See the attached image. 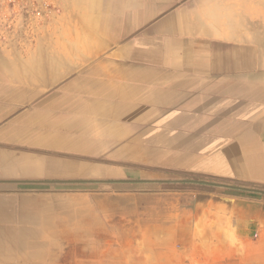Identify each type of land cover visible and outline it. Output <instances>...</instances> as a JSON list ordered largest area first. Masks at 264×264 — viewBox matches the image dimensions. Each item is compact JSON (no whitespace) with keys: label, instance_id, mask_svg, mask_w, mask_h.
<instances>
[{"label":"crops","instance_id":"obj_1","mask_svg":"<svg viewBox=\"0 0 264 264\" xmlns=\"http://www.w3.org/2000/svg\"><path fill=\"white\" fill-rule=\"evenodd\" d=\"M84 1L90 52L64 77L45 70L36 93L65 78L55 89L83 103L60 149L128 161L114 165L141 179L110 188L103 167L14 148L30 122L14 119L13 90L29 88L0 44V264H140L108 247L110 216L130 207L155 210L132 238L168 263L264 264V41L232 0ZM163 168L168 201L137 199ZM92 174L97 188L75 179Z\"/></svg>","mask_w":264,"mask_h":264},{"label":"rangeland","instance_id":"obj_2","mask_svg":"<svg viewBox=\"0 0 264 264\" xmlns=\"http://www.w3.org/2000/svg\"><path fill=\"white\" fill-rule=\"evenodd\" d=\"M231 3L238 13V19L243 18L246 20V23L252 26L257 38L264 41V0H232ZM84 5V0H77V2L73 1L71 10L63 7H60L59 11L55 9L23 46H5L0 41L2 47L10 50L8 55L13 59L11 68L15 79L19 77V83L22 81L23 83L28 82V85H23L29 88L28 93H25V95L20 94V90L16 88L13 90L14 111L17 112L14 115V119L18 121L28 120L30 123L29 127L23 132L18 127L20 124L14 123V126L18 127L13 128V135L17 137V140L13 141L12 146L14 148L22 146L30 151L39 150V152H44L46 159L53 157L65 158L70 155L73 157L72 159H75L72 162L76 163L78 167L86 162H89L93 167H103L108 170V176L103 179L108 181L110 188L136 185V181L141 179L136 175L138 173L136 170L133 171V175H127L124 172H120V166L114 165V163H129L128 161L106 159L102 157L103 154L100 151L88 152L85 146L80 144H78L76 151L60 149L59 146L62 144L60 141L67 137L66 130L70 126L69 123L77 125L75 116H78L79 112L76 109L83 103L82 98H70L67 91L55 89V86L64 82L65 78L56 79L55 81L53 79L48 80L50 85L44 86V90L41 89L40 94L36 93L38 91L37 83L40 82L38 77L45 70H51V72L55 70L57 76L64 77L67 75L65 68L69 66V64L64 62L65 59L69 56L82 59L87 51L90 52L89 42H86L87 39L90 40L91 38L90 32H88L89 37H87L86 16L78 12L83 11ZM59 59L62 62H56ZM84 66V64H77V71L82 70ZM37 123H39L38 128L36 127ZM27 134V140L20 142V137H26ZM41 135L44 137L43 146L42 143L37 142V137L39 136L40 138L42 137ZM62 136L63 138L61 139L60 137ZM122 170L126 171V173L131 171V169L127 168ZM152 178L159 180L156 186H146L144 189L147 191L143 193L142 198L137 197V199H143L147 203L158 201V199L163 202L168 201V168H163L162 171L152 174ZM75 179L90 180L91 187L97 188V181L102 178L92 174L87 177L77 176ZM163 206L166 208L168 204ZM125 210L126 214L124 217L110 216L108 226L109 248L123 249L126 262L141 260L140 264H145V262L148 264H181L168 263V256L164 254L156 255L153 250L151 253L150 250L144 249L146 247L143 244V240H134L132 238L133 231L139 232L144 230L146 226H153V222L149 220L156 216L154 209L147 211L144 208L134 209L130 207ZM139 217L142 222L135 223L136 220H139ZM144 221H147V223ZM136 235L139 236L138 234ZM153 248L154 246H152ZM176 258L180 259V256H176Z\"/></svg>","mask_w":264,"mask_h":264},{"label":"built area","instance_id":"obj_3","mask_svg":"<svg viewBox=\"0 0 264 264\" xmlns=\"http://www.w3.org/2000/svg\"><path fill=\"white\" fill-rule=\"evenodd\" d=\"M56 9V0H0V41L23 46Z\"/></svg>","mask_w":264,"mask_h":264},{"label":"bare ground","instance_id":"obj_4","mask_svg":"<svg viewBox=\"0 0 264 264\" xmlns=\"http://www.w3.org/2000/svg\"><path fill=\"white\" fill-rule=\"evenodd\" d=\"M51 75V74H50Z\"/></svg>","mask_w":264,"mask_h":264}]
</instances>
